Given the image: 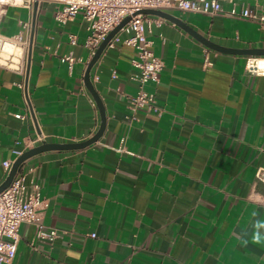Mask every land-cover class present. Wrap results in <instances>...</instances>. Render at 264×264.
I'll list each match as a JSON object with an SVG mask.
<instances>
[{"label": "crops", "instance_id": "0c3cea01", "mask_svg": "<svg viewBox=\"0 0 264 264\" xmlns=\"http://www.w3.org/2000/svg\"><path fill=\"white\" fill-rule=\"evenodd\" d=\"M246 6L264 15L261 1ZM20 8L6 9L3 34L24 31L30 17L19 18ZM56 8L44 2L31 21L28 70L0 65V184L4 162L39 138L80 142L101 125L84 83L87 22L78 15L60 24ZM231 8L225 1L213 15L168 10L224 49L163 17L154 24L152 49L164 67L145 85L155 93L152 109L129 106L139 90L135 49H104L90 73L105 108L102 136L85 148L40 152L19 169L27 192L39 182L41 221L59 233L38 238L36 225L23 222L14 258L0 264H264V183L256 177L264 167V76L245 71L255 54L230 50L264 48V24Z\"/></svg>", "mask_w": 264, "mask_h": 264}, {"label": "built area", "instance_id": "2783aa9c", "mask_svg": "<svg viewBox=\"0 0 264 264\" xmlns=\"http://www.w3.org/2000/svg\"><path fill=\"white\" fill-rule=\"evenodd\" d=\"M35 1L39 7L44 2L57 4L54 19L60 24L81 15L87 22L88 34L84 46L93 56L97 47L113 30L121 20L130 15V20L117 32L108 42L107 47L115 48L118 44L132 46L136 51L133 60L138 69L136 79L139 83L138 92L130 98V108L152 109L155 103V93L145 90V85L150 81H158L164 67V61L157 56L153 49V40L149 34L153 31L154 24L162 17L138 13L142 9H161L168 11L177 9L182 12L191 11L207 14H217L223 11V2L232 4L230 13L243 18L259 20L264 24V15L257 16L248 6L246 0H2L0 2V23L9 6L21 7L29 10L30 19L23 23V30L17 34L8 36L0 30V65L14 68L20 73H25L28 63V50L32 33V16ZM261 1L264 5V0ZM242 4V10L238 13L237 3ZM124 34V36H123ZM72 44L77 43V36L69 34ZM18 44L22 51L19 54L4 50L5 45L10 42ZM70 67L76 58L69 54L65 57ZM206 64L211 61L206 58ZM248 75L264 76V56L249 55L245 64ZM23 118L21 114L17 115ZM43 141V138H39ZM20 154V152H18ZM13 162L6 161L4 166L9 172ZM258 181L264 183V167H259L256 172ZM46 206V199L41 194V186L36 180H32L30 190L26 191L25 175L18 173L10 185L0 192V263L10 261L14 258L19 240V229L23 222L33 223L37 227L38 238L53 240L58 235V229L47 227L41 221V211Z\"/></svg>", "mask_w": 264, "mask_h": 264}, {"label": "water", "instance_id": "95a60500", "mask_svg": "<svg viewBox=\"0 0 264 264\" xmlns=\"http://www.w3.org/2000/svg\"><path fill=\"white\" fill-rule=\"evenodd\" d=\"M38 9H39L38 2L35 1L34 8H33V16H32L33 23L36 21ZM138 13L155 15V16L163 17L165 19L173 21V22L177 23L178 25H180L181 27L185 28L188 32H190L193 36H195L197 39H199L205 45L212 47V48H216V49H224V47L217 45L213 41L207 39L202 34L198 33L197 31H195L194 29H192L191 27L186 25L180 18H178L177 16H175L174 14H172L168 11L161 10V9L146 8V9L140 10ZM130 18H131L130 15L125 16L121 20V22L113 30H111L108 33V35L105 37V39L97 47L95 53L93 54L91 60L89 61L88 65H87V68L85 71L84 83L87 86V88L90 90V92L92 93L93 97L95 98V100L99 106L100 112H101L102 120H101V125H100L98 131L93 136H91L90 138H88L84 141L65 142V143H59V142L53 143V142L42 141L41 144H38V145L24 151L15 159V161L13 162V164L11 166L10 171L8 172V175L5 179V181L2 184H0V192L10 185V183L13 181L14 177L18 173L19 169L21 168L23 163L28 158H30V157H32V156H34L40 152L47 151L50 149H80V148H85V147L93 144L97 140H99V138L102 136V134L105 130V127H106L105 108H104V105L102 103L100 96L98 95V93L95 90V87H94L92 80H91L90 73H91V69H92L93 65L96 63V61L99 59V57L103 53L104 49L107 47L108 42L112 39V37L117 32H119V30L130 20ZM33 38H34V25L32 28L30 46H29V50H28L27 70L29 67L31 53H32V47L31 46H32ZM230 50H233L236 52L243 50L242 52H245L248 54L264 55V48L263 47H261V48L260 47L250 48V49H230Z\"/></svg>", "mask_w": 264, "mask_h": 264}, {"label": "bare ground", "instance_id": "6f19581e", "mask_svg": "<svg viewBox=\"0 0 264 264\" xmlns=\"http://www.w3.org/2000/svg\"><path fill=\"white\" fill-rule=\"evenodd\" d=\"M4 50L10 53L19 54L21 53L22 48L18 44L12 41L5 45Z\"/></svg>", "mask_w": 264, "mask_h": 264}, {"label": "rangeland", "instance_id": "374dc122", "mask_svg": "<svg viewBox=\"0 0 264 264\" xmlns=\"http://www.w3.org/2000/svg\"><path fill=\"white\" fill-rule=\"evenodd\" d=\"M17 14L23 20L29 19L30 16L29 10L23 8L17 9Z\"/></svg>", "mask_w": 264, "mask_h": 264}, {"label": "clouds", "instance_id": "9594fccd", "mask_svg": "<svg viewBox=\"0 0 264 264\" xmlns=\"http://www.w3.org/2000/svg\"><path fill=\"white\" fill-rule=\"evenodd\" d=\"M0 2H2V0H0Z\"/></svg>", "mask_w": 264, "mask_h": 264}]
</instances>
